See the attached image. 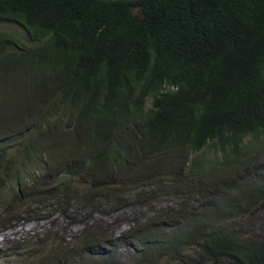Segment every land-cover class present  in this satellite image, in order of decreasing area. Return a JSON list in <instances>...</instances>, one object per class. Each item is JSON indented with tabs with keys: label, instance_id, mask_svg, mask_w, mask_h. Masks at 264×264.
<instances>
[{
	"label": "trees",
	"instance_id": "obj_1",
	"mask_svg": "<svg viewBox=\"0 0 264 264\" xmlns=\"http://www.w3.org/2000/svg\"><path fill=\"white\" fill-rule=\"evenodd\" d=\"M3 24L27 37L0 32V92L9 86L22 100L9 125L0 122L9 207L44 195L67 217L75 201H114L121 182L157 181L176 164L213 173L209 149L230 166L247 141H264V0H0ZM52 134L75 148L66 157L74 168L53 172L45 161L59 148ZM262 201L264 181L201 211L179 204L147 223L151 244L132 246L129 232L97 258L123 264L125 248L135 264L170 253L186 264H264V240L242 225ZM39 239L16 250L22 264H68L71 242ZM9 256L18 255L0 260Z\"/></svg>",
	"mask_w": 264,
	"mask_h": 264
},
{
	"label": "rangeland",
	"instance_id": "obj_2",
	"mask_svg": "<svg viewBox=\"0 0 264 264\" xmlns=\"http://www.w3.org/2000/svg\"><path fill=\"white\" fill-rule=\"evenodd\" d=\"M2 31L13 33L27 41L24 30L12 24L0 25V32ZM8 87L0 92V122L5 125H9L12 115L22 110L21 96L18 98L16 93L11 94L7 90ZM63 141V137L54 136L52 144L59 148L54 156L45 160L49 162L53 172L74 168L66 161V157L73 154L75 148L66 145L61 148L65 143ZM241 152L240 156L232 157L236 162L234 165L229 166L227 163L224 166L222 163L224 154H217L213 149H209L208 158L212 160L213 165L219 166L213 173L202 174L195 171L196 175H188L185 169L176 164L157 181L154 178L150 181L140 178L134 179V183L121 182L117 186L121 192L110 203L102 197L92 199L93 203L89 201V204L75 201L71 203L67 217L61 214L57 198L44 195L27 197L14 207H9L12 192L4 191L0 193V254L5 256L17 253L18 256L4 258L0 260V264H22L25 260L20 257L21 252L16 250L25 244H32L35 237H40L38 243L40 245L48 232L71 242L69 245L74 251L68 255V264H103L104 259L97 256L105 249L104 244L113 245L115 239L121 235L127 237L129 232L131 233L129 242L132 246L141 239L151 244L148 224L150 221L159 222L158 215L177 209L179 204L185 209L200 206L198 211H201L210 203H221L224 197L235 194L240 186L264 181V141L253 144L247 141ZM224 153L227 156L230 152L227 150ZM237 157L239 161L235 160ZM42 165L48 164L43 162ZM26 184L27 182H23V185ZM78 186L82 189L88 188L81 183ZM138 223L140 227L137 228ZM243 224L252 238L264 240V201L253 208ZM158 231L166 234L161 229ZM86 235L96 238L93 246L101 245L102 249L96 251L90 249ZM124 242L125 240H122L119 244ZM33 247L37 251L42 250V247ZM118 253L124 264L133 262L135 264L136 257L132 250L124 248ZM159 264L186 263L174 253H170L160 258Z\"/></svg>",
	"mask_w": 264,
	"mask_h": 264
},
{
	"label": "clouds",
	"instance_id": "obj_3",
	"mask_svg": "<svg viewBox=\"0 0 264 264\" xmlns=\"http://www.w3.org/2000/svg\"><path fill=\"white\" fill-rule=\"evenodd\" d=\"M122 249H124V248H122ZM122 249H120V250H122ZM118 252H119V250L117 251V253H118ZM121 263H123L122 260H121ZM123 264H124V263H123Z\"/></svg>",
	"mask_w": 264,
	"mask_h": 264
}]
</instances>
